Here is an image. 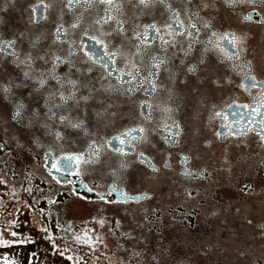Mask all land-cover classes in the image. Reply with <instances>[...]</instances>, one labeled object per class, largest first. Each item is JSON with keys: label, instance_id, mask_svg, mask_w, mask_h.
<instances>
[{"label": "flooded vegetation", "instance_id": "flooded-vegetation-1", "mask_svg": "<svg viewBox=\"0 0 264 264\" xmlns=\"http://www.w3.org/2000/svg\"><path fill=\"white\" fill-rule=\"evenodd\" d=\"M261 93L264 0H0L3 192L78 247L87 222L126 262L264 264Z\"/></svg>", "mask_w": 264, "mask_h": 264}, {"label": "rangeland", "instance_id": "rangeland-1", "mask_svg": "<svg viewBox=\"0 0 264 264\" xmlns=\"http://www.w3.org/2000/svg\"><path fill=\"white\" fill-rule=\"evenodd\" d=\"M0 181V262L6 264H136L108 254L106 246L92 236V228L82 223L80 239L90 245L78 247L73 240L62 241L46 232L38 215L30 208L7 198ZM81 217V216H78ZM81 249V250H80Z\"/></svg>", "mask_w": 264, "mask_h": 264}, {"label": "snow or ice", "instance_id": "snow-or-ice-1", "mask_svg": "<svg viewBox=\"0 0 264 264\" xmlns=\"http://www.w3.org/2000/svg\"><path fill=\"white\" fill-rule=\"evenodd\" d=\"M101 2H106L109 5L112 4V0H101ZM144 2H145V0H140V3H144ZM228 2L229 3H232L233 0H228ZM249 2H252V0H249ZM109 18H111V17H109ZM248 18H250V17H248ZM98 23H99V21H98ZM117 23H121V22L120 21H117ZM73 27H75V25H73ZM148 27H154V25H150ZM167 27H171V26L168 25ZM191 27L193 29H195L196 28V25L195 24H192ZM205 27H210V25L207 22H205ZM59 31H60V29H57V33H59ZM157 31H159V29H157ZM197 31H199V30L197 29ZM137 35H139V33H137ZM188 35L191 36L192 33L189 32ZM215 35H216V33H213V36H215ZM225 35H228V34H225ZM57 39H59V35H57ZM91 39L94 40V41H96L97 43H100V44H103L104 43L103 41L98 40L96 36L91 37ZM236 39H240L242 41L243 40V37H240V38L233 37V41H235ZM6 43H8L9 45H11L12 42L11 41H7ZM209 43H211V41H209ZM105 47H106V45H105ZM190 48H191V45H189V49ZM205 51H207V49H205ZM27 59L30 61L31 60V56L27 57ZM40 59H44V57L41 56ZM61 59L62 58L59 57V56H56L55 57V60L56 61H60ZM162 62L163 61H158L156 63V65H155L156 68H159L160 63H162ZM201 62H203V61H201ZM104 67H107V65H104ZM187 70H188V72H195L196 71V65L189 66ZM51 71L52 72H55V66L52 68ZM25 76H28V73L27 72H25ZM52 78L54 80H59L60 79L59 77H56V76H53ZM37 79H38V83H39L40 86H44V85H46L48 83L47 79H45V78L40 77V78H37ZM133 79H135V77H133ZM250 79L252 81V86L253 87L256 86L255 77H251ZM67 83L72 86L73 91H70L67 95H65V93L62 92V91L59 92L58 94H59L60 100L62 102H67L70 99H75V91H76L77 81L70 79V80L67 81ZM240 86L241 87H246V85L243 84V83ZM3 90H4L5 93H7V92L10 91V87L8 85H5ZM52 95H53V93H49V96H52ZM261 96L264 97V93H261ZM81 99L86 100V99H88V97H81ZM24 107H25V105L23 103H17V105L15 106L14 114H13V118L14 119H20L21 118ZM261 107H264V99H261L260 103L257 105V112L259 111V109ZM36 114L38 115V112ZM52 115H55V113H52ZM59 119L61 121H64L66 119V117L65 116H60ZM260 123L262 125H264V120H262ZM82 124H83V121H78L76 123H72L71 124V127H73V128H79ZM174 126L177 129L179 128V125H174ZM165 127H167V126L165 125ZM131 131H134V130H129V134H130ZM140 131L143 132L144 130L143 129H140ZM169 131H171V129H169ZM261 132H262V134H261L260 138H261V140H264V128H262ZM57 135L59 136L60 133H57ZM144 139H146V137ZM93 143H95V142H93ZM120 143H121V145H123L125 143V140L123 138H120ZM116 151L122 152L123 149L122 148L121 149H116ZM141 155H143V153H141ZM81 159H83V156L82 155L81 156H77L75 154H72L69 157L68 166L69 167L71 166V161L75 160L77 162V164H78L81 161ZM184 160H187V157H184ZM88 162L89 161L87 159L84 160V163H88ZM151 166L153 168H155L154 165H151ZM52 167L53 168H57L58 167V164L53 163ZM122 167H127V165H122ZM185 174L186 175H190L191 173H189V172L186 171ZM90 191H91V189H90ZM122 194L125 196V199L126 200H139V199H144L145 196L147 195L146 193H142V194H140L138 196H129L127 193H122Z\"/></svg>", "mask_w": 264, "mask_h": 264}, {"label": "trees", "instance_id": "trees-1", "mask_svg": "<svg viewBox=\"0 0 264 264\" xmlns=\"http://www.w3.org/2000/svg\"><path fill=\"white\" fill-rule=\"evenodd\" d=\"M0 264H6V263L1 261Z\"/></svg>", "mask_w": 264, "mask_h": 264}]
</instances>
